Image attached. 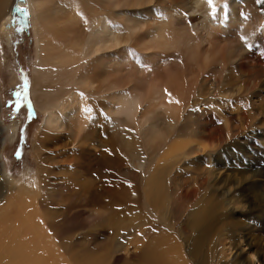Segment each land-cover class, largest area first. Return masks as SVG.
I'll use <instances>...</instances> for the list:
<instances>
[{
    "label": "bare ground",
    "instance_id": "1",
    "mask_svg": "<svg viewBox=\"0 0 264 264\" xmlns=\"http://www.w3.org/2000/svg\"><path fill=\"white\" fill-rule=\"evenodd\" d=\"M3 1L8 44L13 10H29L31 96L43 114L31 146L35 181L13 194L0 180L4 256L72 264L57 242V206L62 222L101 226L115 251L134 233L125 248L133 264H263L254 232L264 216L238 211L241 187L225 186L255 174L228 154L262 150V123L244 108L231 121L214 104L261 103L257 78L251 93L236 85L247 66L264 70V0H214V12L205 0Z\"/></svg>",
    "mask_w": 264,
    "mask_h": 264
},
{
    "label": "rangeland",
    "instance_id": "2",
    "mask_svg": "<svg viewBox=\"0 0 264 264\" xmlns=\"http://www.w3.org/2000/svg\"><path fill=\"white\" fill-rule=\"evenodd\" d=\"M15 1L16 0H9L8 6L13 5ZM6 9L7 6H4L3 1L0 7V16ZM15 9L16 11L12 15L13 22L10 24L9 29V39L11 40H9V44L4 34H0V180L10 185L13 194L17 191V187L21 180L25 182L35 181L36 161L31 153V146L37 128L43 120V114L35 108L31 96V70L35 62V40L29 10L26 8H23L24 11H19L17 8ZM249 66L246 68V70H248L247 73L246 70L244 72L247 76L241 77V81L243 82L238 79L239 83L236 86H238L240 91H243L241 94L245 95L251 93V91L256 88L255 83L258 79L259 85L257 88L261 92H259L262 103L259 104H261V106L257 104L258 102H254L256 107H253L255 106L253 103V101H256L255 98L251 103H243V99L239 97L235 99L236 101L234 100V104L233 100H230L231 102L224 101L222 103L220 102L221 100H218L214 104V107L216 113L220 112V108L222 111H225L226 115L229 113L235 114L236 116L231 119V121L234 122L239 119L238 115L242 112L241 108L247 109V111L249 110L251 112L250 114L254 113L256 118L262 123V128L260 130L261 135L257 140L260 144L262 143L263 146L264 76L262 75H264V70L262 71L260 67L254 63ZM253 70L256 71L254 72ZM259 70L263 72V74ZM252 71L253 73H251ZM261 79L263 80L261 81ZM17 93H19V95H17ZM13 130L14 136L10 139L9 134ZM237 140L245 141L246 139L244 137H239ZM256 148L255 146V149H251L247 153H240L238 150L234 152L230 151L229 154V151L226 152L231 158H235V156L242 157L244 161L242 164L247 166V174L249 176L253 173L255 174L250 176V179L248 178V180L238 185L231 182L225 186H230L232 189L241 187V190L240 188H236L233 191L236 195V197H233L238 201V211L241 205L243 208L245 207V210L254 207L253 209L258 210V213L260 212V214L264 216V146L262 150L259 149L256 151ZM17 151L20 152L19 157L16 155ZM227 172L228 170L226 169L223 174ZM2 174L4 175L3 177ZM260 198L261 201L259 206L262 209H257V201L260 200ZM78 204L82 206L80 205L82 202ZM79 206H76L75 209H87L85 206ZM88 206L95 208L99 205L96 201H91L88 203ZM2 207H4V200L0 201V218L3 219V223L0 226V264H16L17 262L14 260H12L14 262H11V258L4 256V209H1ZM237 209L233 217L235 219H240V212H237ZM61 210L57 206L54 209V225H57V242L60 243L69 255H73V259H75L74 262L70 261V263L80 264L79 261H81L84 264H133L125 248L130 245L129 243H131V240L134 238V233H130L125 237L126 239H122V244L115 251V249L111 247V240L101 233V226L97 224L94 225V223H78L75 218H70L62 222ZM60 223L62 225H60ZM257 233L261 239V241L259 240L257 243L260 252L257 249L258 252L256 251L254 260H257L259 257V261L264 264V230L254 232V234ZM129 238L130 241H128ZM248 240H251V238ZM245 248H247L246 245ZM254 248L255 247L252 246L250 247V253L253 252L254 254L256 249Z\"/></svg>",
    "mask_w": 264,
    "mask_h": 264
},
{
    "label": "snow or ice",
    "instance_id": "3",
    "mask_svg": "<svg viewBox=\"0 0 264 264\" xmlns=\"http://www.w3.org/2000/svg\"><path fill=\"white\" fill-rule=\"evenodd\" d=\"M205 2H206V4H207V6H208L210 9H212V11L214 12V11H215V3H214V0H205ZM261 2H262V0H257V3H261ZM18 10H19V11H24L23 9H18ZM240 39H241L242 41H244V40H246V37L241 36ZM17 95H19V93H17ZM80 95L83 96V93H81ZM82 111H84V112H89L90 109H88V108H83ZM16 155H17V157H19V156H20V152L17 151Z\"/></svg>",
    "mask_w": 264,
    "mask_h": 264
},
{
    "label": "water",
    "instance_id": "4",
    "mask_svg": "<svg viewBox=\"0 0 264 264\" xmlns=\"http://www.w3.org/2000/svg\"><path fill=\"white\" fill-rule=\"evenodd\" d=\"M18 9H23L22 7H19ZM16 11V9L13 10V13ZM13 21V16L10 18V22Z\"/></svg>",
    "mask_w": 264,
    "mask_h": 264
}]
</instances>
